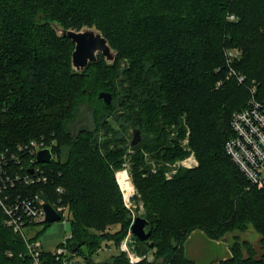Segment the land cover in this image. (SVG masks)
<instances>
[{"label": "trees", "instance_id": "trees-1", "mask_svg": "<svg viewBox=\"0 0 264 264\" xmlns=\"http://www.w3.org/2000/svg\"><path fill=\"white\" fill-rule=\"evenodd\" d=\"M262 2L0 0V151L42 137L56 141L49 184L29 190L43 193L50 204L62 198L72 227L68 247L81 244L77 253L88 264H97L92 258L108 243L103 234L108 222L91 223L98 210L96 191L114 185L110 163L122 165L128 146L131 174L146 208L141 216L150 222L155 246L139 244L143 254L154 250L162 260L148 256L139 264H196L183 252L190 233L199 228L218 239L248 224L261 233L260 251L247 243L246 249L228 250L226 259L215 264H264V188L251 185L225 150L232 136L229 119L246 99L237 80H227L229 49H243L234 68L247 82L258 79L256 98L264 103ZM232 14L236 19L230 20ZM51 22L66 30L95 25L119 51L117 62L108 65L99 56L74 73L75 46L70 38L59 37ZM105 91L113 95L110 105L99 98ZM88 114L95 121L92 131L80 128ZM130 129L141 130L138 145L126 141ZM188 131L199 166L179 168L168 180L166 163L190 154L182 143ZM173 133L177 136L170 137ZM114 140L123 146L111 149ZM146 152L165 168L153 173ZM59 187L65 191L61 196ZM111 200L121 213L118 223L128 226L131 220L117 191ZM4 219L0 207V264H33L24 239L7 229ZM120 233L111 240L121 241ZM39 238L37 233L32 240ZM43 260L62 264L47 250ZM101 264L131 263L121 254Z\"/></svg>", "mask_w": 264, "mask_h": 264}, {"label": "built area", "instance_id": "built-area-1", "mask_svg": "<svg viewBox=\"0 0 264 264\" xmlns=\"http://www.w3.org/2000/svg\"><path fill=\"white\" fill-rule=\"evenodd\" d=\"M232 19L234 16L231 17ZM225 56L231 70L229 76L235 74L239 83H243L245 76L238 74L232 67V63L238 57V52L236 50L227 51ZM220 84L221 82L218 85ZM231 127L232 136L226 143L227 155L243 172L251 185L264 186V103L256 98L255 90L250 96L247 107L237 111L233 116ZM55 145V140L48 141L42 137L29 143H22L15 148L0 151V207L5 215L4 224L7 229L9 228L24 239L33 264H46L43 260L45 249H43L41 240L33 241L32 239L36 236L33 228L47 223L44 204L49 202L43 193H32L29 187L49 184L51 174L49 165L57 160L54 153ZM43 149L52 151V163L37 161L38 153ZM118 174L117 181L124 193V202L130 206L131 197L134 196L131 174L127 169ZM56 191L60 196L65 193L61 187ZM50 205L61 215V220H68V207L63 205L61 197L57 201H52ZM71 238L72 235L66 236L64 243L52 251L56 260L62 264H77L74 258L79 256L78 253L72 254L68 247ZM10 255L13 254L10 253Z\"/></svg>", "mask_w": 264, "mask_h": 264}, {"label": "rangeland", "instance_id": "rangeland-1", "mask_svg": "<svg viewBox=\"0 0 264 264\" xmlns=\"http://www.w3.org/2000/svg\"><path fill=\"white\" fill-rule=\"evenodd\" d=\"M261 5H263L264 7V2H262ZM232 16H234V19H236V16L234 14H232ZM233 50H236L238 52V57L235 59L234 63L236 61H240L241 59H243L244 51L242 48L234 47ZM233 50L229 49L228 51H233ZM234 63H232L233 69L236 70L238 74H241L245 76L246 78V75L241 73L242 72L241 70L239 71V69H236V67L234 68ZM228 70L230 74L231 70L229 69V67H228ZM229 74L227 76V80L231 78L237 80V84H239L240 86L244 88L242 93L246 94V99L245 100L243 99L240 101L241 107L235 109V111L233 112L234 113L233 116H234L237 111L244 108L249 103V100H250L249 98L251 94L253 93V90H255V96H256V93H258L259 91L260 83L256 77H253L249 82H247V80L245 79L243 83H239L238 77L235 74L233 76H229ZM220 82H221L220 86L223 85V80H220L216 84L218 87H220L218 85ZM84 116L85 115H83V118L79 117V118H82L80 119L81 120L80 128H83L82 130L92 131V129L95 127L94 117H92V115H89L86 117ZM233 116L229 119L230 122ZM110 123L112 124L113 127L116 128V130H119V131L121 130L122 127H118L119 124L115 122L114 120H111ZM168 130L170 132H174L175 129L173 127H170ZM133 135H134V131H132L131 129L129 132L125 134V139L128 143L132 141ZM169 136L176 137L177 133H173ZM190 137H191V132L188 131L186 134V137L182 141L183 146H186L185 148L184 147L183 148L185 149V151L187 152L189 151L190 154L184 159L179 158L178 160L175 161V163H171L169 161L165 165L167 168H165L163 164H160L157 159H152L151 153L146 152L144 154V158L148 160V164L152 165V169H151L152 172L155 173L159 168L163 166V168L166 169L165 176L167 177L168 180H170L173 178V174L174 175L177 174V171L179 168L189 169V170H193L194 168H197L200 162H199V158L196 157L194 149H192L191 144L189 143ZM110 146H111V149H116L123 145L119 146V144H117L114 140ZM225 150H226V147H225ZM67 153L68 151L67 152L64 151V153L61 154L63 160L66 158ZM132 154H133V151L128 146L127 151L124 153V155L121 158V160H123L122 165L114 166L112 162L110 163V167L113 171L112 175L114 179V185L110 183L104 184L100 192H99L100 189H97L96 191L99 196L97 203H95L96 205L98 204V210H96V213H95L96 216L94 217L91 223L97 224V222H108L106 223V227L104 226L105 230L103 232V234H108L106 235V242L108 243L107 245L104 244L103 246H101L102 248L99 250L98 254H96L92 258L93 262L97 264L110 262L115 256L121 255V254L125 255L131 264H139L140 262L145 260L148 256H154V260H157L160 263L162 262L161 258H158L155 255L154 250L145 252V254H143L144 252L142 249L143 246L139 244L140 240L135 239L136 237L131 232V226L133 225L135 219L138 218V216H141L146 210L144 206V202L142 201V198H141V193L139 192V189L135 185L133 174H131V165H132L131 155ZM189 158H192V160H188ZM125 169H127L129 174H131L132 185L134 188V196L131 197L132 204L130 206H128L124 202V193L122 189H120V186L117 181L118 175H119L118 173L122 172ZM258 188L262 189L264 188V186L262 187L258 186ZM116 191H117V194H119L121 197V203H123L122 207L124 206V208L127 210L126 212V214H128L127 216L130 217L131 223L128 226H125V225L123 226L120 222L118 223L119 218L121 219V213L119 211V215H118V213L116 212V208H115L116 202H114V200L113 201L111 200V193L113 194ZM67 214H69V212ZM67 219L68 220L66 221L61 220V221L53 222L51 224L49 223L39 224L33 228V231L36 234L39 233L40 235L39 239L42 242L43 249L50 251V252L55 251L57 246L64 243V239L66 236L72 235L71 234L72 227H71L69 216ZM27 231L30 232L29 229H27ZM118 232L119 233L121 232L119 235L123 239L119 242H115L111 240V238H115L118 235L117 234ZM199 233L206 236V238L198 235ZM192 237H193V240L188 241ZM261 237H262L261 233L256 228L252 227V225H249V224L245 228H239V230L235 229V230L227 231L225 235H223L222 237L218 239L214 237L213 238L209 237L207 232L197 228L196 231L190 233V235L187 237L185 241L186 243H184V246H183V252L186 253V246H187L189 256L195 259L196 264H206L210 262V260L214 256L225 259L228 256L226 253L227 250H229V253H232V249L233 248L235 249V247L246 249L247 243L251 246H255L257 250H259L260 245H261V242H260ZM209 239L210 240L213 239L215 241L213 242V240L210 241ZM148 242L149 243L153 242L152 238ZM82 248H83L84 253H86L87 248L85 247H82ZM74 261L77 264H88L85 261L83 255L74 258Z\"/></svg>", "mask_w": 264, "mask_h": 264}, {"label": "water", "instance_id": "water-1", "mask_svg": "<svg viewBox=\"0 0 264 264\" xmlns=\"http://www.w3.org/2000/svg\"><path fill=\"white\" fill-rule=\"evenodd\" d=\"M51 26L53 30L57 32L59 37L70 38L75 46V50L73 51L71 57L72 70L74 73L83 72L90 65V63L98 61L99 56H102L103 59L106 60L108 65H113L117 62L119 51L115 50L112 45H110L109 40L105 37L104 33L98 30L95 25L93 27L84 26L81 29H77L74 27L68 30H66L65 27H63L58 22H51ZM99 98L103 100L104 103L110 105L112 103L113 95L112 93L105 91L99 94ZM141 141V130L135 129L131 145H138ZM37 161L39 163H52V151L50 149L40 150L37 156ZM32 172L33 171H31V173ZM44 207L46 210L47 223L51 224L53 222L61 221V215L56 212L52 205H50L49 203H45ZM131 232L140 241L147 242L149 246H151V248L155 246L154 242H148L152 237V231H150V222L147 218L138 216V218L135 219L133 225L131 226ZM69 248L71 253L75 254L81 250V244L71 242ZM227 251L226 253L228 254ZM150 258L152 257L150 256ZM220 260L223 259L214 256L212 257L210 262L206 264H215Z\"/></svg>", "mask_w": 264, "mask_h": 264}, {"label": "crops", "instance_id": "crops-1", "mask_svg": "<svg viewBox=\"0 0 264 264\" xmlns=\"http://www.w3.org/2000/svg\"><path fill=\"white\" fill-rule=\"evenodd\" d=\"M198 235H200V236L206 238V236H204V235H202V234H200V233H199ZM192 240H193V237H192L190 240H188V241H192ZM186 254H187V256H188L189 258L193 259L192 257L189 256V253H188V247H187V246H186ZM194 260H195V259H194Z\"/></svg>", "mask_w": 264, "mask_h": 264}, {"label": "bare ground", "instance_id": "bare-ground-1", "mask_svg": "<svg viewBox=\"0 0 264 264\" xmlns=\"http://www.w3.org/2000/svg\"><path fill=\"white\" fill-rule=\"evenodd\" d=\"M126 187L128 188L127 184H126ZM124 188H125V187H124ZM129 188H131L130 185H129Z\"/></svg>", "mask_w": 264, "mask_h": 264}]
</instances>
